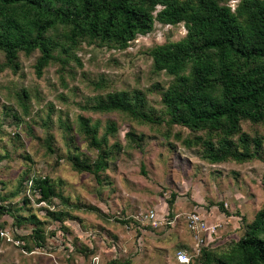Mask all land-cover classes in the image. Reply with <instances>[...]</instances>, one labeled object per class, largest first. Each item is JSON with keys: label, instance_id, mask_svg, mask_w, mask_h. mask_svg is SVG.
<instances>
[{"label": "rangeland", "instance_id": "rangeland-1", "mask_svg": "<svg viewBox=\"0 0 264 264\" xmlns=\"http://www.w3.org/2000/svg\"><path fill=\"white\" fill-rule=\"evenodd\" d=\"M227 2L233 8L237 0ZM185 32L183 23L156 21L151 32L137 35L124 50L82 43L64 70L59 63L50 64L40 77L33 67L38 51L20 53L14 71L1 67L0 52V264H177L179 249L192 251L185 219L194 209L208 224H222L208 238L210 251L227 250L243 234V217L251 222L264 203V142L248 161L211 163L201 156V145L182 143L201 132L174 125L167 135L164 122L144 124L120 111L82 108L109 91L138 89L145 95L144 107L166 120L161 92L171 77L153 71L147 51ZM23 91L28 92L27 114L17 102ZM79 115L98 121V134L110 121L116 126L107 140V166L98 177L76 170L68 158L91 162L96 156L97 150L77 131ZM241 127L251 136L264 134V122L242 121ZM129 131L139 136L138 146ZM48 133L52 151L45 147ZM34 175H47L68 202L59 197L38 202L28 180L26 188L16 190L24 176ZM151 208L161 221L155 227L144 217ZM60 211L65 212L62 220L49 213ZM15 215L22 216L19 224ZM35 227L43 234L40 246L31 236L27 243L15 238L32 235Z\"/></svg>", "mask_w": 264, "mask_h": 264}, {"label": "trees", "instance_id": "trees-1", "mask_svg": "<svg viewBox=\"0 0 264 264\" xmlns=\"http://www.w3.org/2000/svg\"><path fill=\"white\" fill-rule=\"evenodd\" d=\"M227 1L0 0V52L4 56L1 67L14 71L19 66L20 53L28 56L38 51L33 67L40 77L50 64L59 63L60 70H64L82 43L124 50L137 35L151 32L156 21L167 25L183 23L186 32L182 38L155 44L147 51L153 71H164L171 77L161 92L166 120L144 107L145 95L138 89L109 91L82 108L120 111L144 124L158 126L164 122L168 125L167 135L169 127L181 125L191 132H201L184 137L182 143L186 147L201 145V156L207 161L242 163L252 159L264 142V134L256 132L251 136L241 127L242 121L264 122V0H237L233 8ZM73 58L78 62L76 56ZM27 94H17L23 114L28 112ZM48 120L49 117L45 125ZM98 128V121L90 123L88 117L79 115L77 131L90 148L97 150L96 156L89 162L68 154L76 170L89 171L97 177L107 166L111 154L107 140L116 126L108 122L101 134ZM126 134L138 146L139 136L134 137L132 131ZM45 147L53 149L50 133ZM27 180L28 190L39 195L38 202L50 203L53 197L68 202L47 175L24 176L16 190L26 188ZM172 203L171 199L169 204ZM220 206L223 209L222 203ZM49 213L62 220L65 212ZM21 217L15 215L17 224ZM243 220V234L231 241L227 250L210 251V244H206L191 264H264V203L251 222ZM28 236L41 245L43 234L38 227L32 235L16 234L15 238L27 243Z\"/></svg>", "mask_w": 264, "mask_h": 264}, {"label": "built area", "instance_id": "built-area-1", "mask_svg": "<svg viewBox=\"0 0 264 264\" xmlns=\"http://www.w3.org/2000/svg\"><path fill=\"white\" fill-rule=\"evenodd\" d=\"M144 217L147 218L146 223L152 227L157 226L158 221H160L157 219V212L152 208L145 212ZM185 221L187 229L192 233V251L189 252L186 249H179L175 255L177 264H191L193 257L199 255L201 247L211 241L208 238L217 233L218 226H222L219 222L208 224L195 209L187 214ZM141 222L143 221L141 220Z\"/></svg>", "mask_w": 264, "mask_h": 264}]
</instances>
